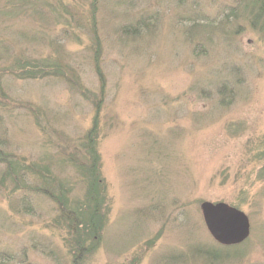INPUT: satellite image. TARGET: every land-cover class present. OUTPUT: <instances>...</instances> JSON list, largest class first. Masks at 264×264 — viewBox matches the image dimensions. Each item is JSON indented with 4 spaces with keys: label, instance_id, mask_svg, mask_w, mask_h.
Here are the masks:
<instances>
[{
    "label": "rangeland",
    "instance_id": "rangeland-1",
    "mask_svg": "<svg viewBox=\"0 0 264 264\" xmlns=\"http://www.w3.org/2000/svg\"><path fill=\"white\" fill-rule=\"evenodd\" d=\"M245 3L0 0V140L55 197L0 166V264H264V33ZM204 202L243 212L247 240L221 248Z\"/></svg>",
    "mask_w": 264,
    "mask_h": 264
},
{
    "label": "trees",
    "instance_id": "trees-1",
    "mask_svg": "<svg viewBox=\"0 0 264 264\" xmlns=\"http://www.w3.org/2000/svg\"><path fill=\"white\" fill-rule=\"evenodd\" d=\"M245 1H246L245 14L248 16H251V19H250L251 26L253 28H256L258 31L264 33V0H245ZM23 68L24 66L20 68L21 71ZM23 72L27 73V71H23ZM224 89H225V86H220L218 89L219 94L222 95ZM222 97L223 98H221V104L225 102L226 96H222ZM96 109H97V106H96ZM96 112H97L96 114V118H97L98 109ZM91 131L92 129H90L89 133H87L86 140L89 138L88 140L90 141ZM5 145H6V142L4 140H0V166L5 168L3 177L6 175L5 177H8L10 181L16 186V188L23 187L28 190L30 189V191L34 193L43 191L41 192V194L43 193L44 196L48 198L49 197L53 198L54 194L52 193V188L46 187L48 186L47 183H46L47 185L44 188H42L43 190L40 189L41 188L40 184L39 185L36 184L33 187L27 186V182L29 181L28 178H32L33 181L42 180L45 178V174L41 173L42 171V169H40L41 167L25 162L24 159L17 158L15 155L5 150L7 149ZM83 147L88 150L89 144L83 145ZM91 157L92 159L89 158L90 159L89 162L86 161V163L80 167V173L82 172L81 173L82 176H84L85 178L89 180V184H90L89 195L92 193L93 188L95 189L98 188L97 190H100L99 188L102 186V181L100 180V178H98L100 176V171L98 167L99 165L98 159L97 157H94V156H91ZM74 159H75L74 157H69L70 162L73 163L74 165H77ZM44 170H46V168ZM101 191L102 189L98 193H102ZM55 201L58 202V200H55ZM94 212H91V217L93 216L95 217L96 213ZM98 214L99 213H97V215ZM63 219L66 222H68L67 223L69 225L68 232L73 236V242H72L73 247L77 249V252H79V255H80L85 247V242H84L85 240H84L83 235L86 236L87 234L85 230L82 231V234H79V223L81 224V222L79 218L77 217V215L74 214V212L71 213L70 215L68 213L67 214L65 213ZM91 224L92 223L90 222V225ZM220 247L223 249H228V248H232L233 246L231 247L220 246ZM198 252L200 254H203L202 256L211 260V262L213 263L214 261L219 260L220 259L219 256H221V253L219 251H212L209 249L204 250V251L198 250ZM78 258L79 256L76 258V260Z\"/></svg>",
    "mask_w": 264,
    "mask_h": 264
},
{
    "label": "water",
    "instance_id": "water-1",
    "mask_svg": "<svg viewBox=\"0 0 264 264\" xmlns=\"http://www.w3.org/2000/svg\"><path fill=\"white\" fill-rule=\"evenodd\" d=\"M200 210L205 228L217 244L225 247L237 246L249 237V220L238 209L225 203L204 202Z\"/></svg>",
    "mask_w": 264,
    "mask_h": 264
}]
</instances>
